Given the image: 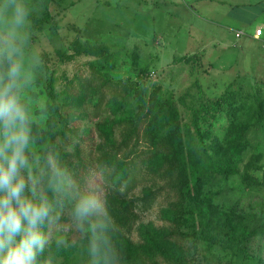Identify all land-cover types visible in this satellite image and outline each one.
<instances>
[{"label": "trees", "instance_id": "trees-1", "mask_svg": "<svg viewBox=\"0 0 264 264\" xmlns=\"http://www.w3.org/2000/svg\"><path fill=\"white\" fill-rule=\"evenodd\" d=\"M50 19L48 11L42 16L31 13L29 29L41 31ZM78 48L77 53H82V46ZM87 49V54L96 53L90 43ZM119 84L105 76L96 86L86 83L77 93L68 91L63 101H58L53 84L48 85L47 94L62 126L52 129L39 149V189L56 199L50 181L52 168L58 167L81 192L95 194L98 189H92L90 181L99 172L103 211L81 229L73 218L74 200L64 198L62 204L68 210L62 215L55 211L58 219L45 222L41 231L46 235L53 224L59 225L66 229V242L58 245L53 240L37 258L50 264H196L191 253L204 242L209 248L218 246L264 264L262 215L241 208L239 200L217 201L225 191L217 187L231 176H238L246 187L260 182L240 167L248 146L246 126L233 121L220 139L203 131L195 119L194 127L184 124L176 105L170 100L159 102L157 92L147 96L130 82L118 91ZM106 89L113 91L108 94ZM226 104L237 107L236 100ZM219 106L210 104V115H217ZM78 114L98 119L94 130L75 129L71 123ZM31 126L34 134L41 130L37 123ZM86 136L95 140L89 149L83 146ZM143 181L150 184L136 194ZM161 197L165 203L160 219L166 224L141 221V213ZM204 264H218L216 256L210 255Z\"/></svg>", "mask_w": 264, "mask_h": 264}, {"label": "rangeland", "instance_id": "rangeland-1", "mask_svg": "<svg viewBox=\"0 0 264 264\" xmlns=\"http://www.w3.org/2000/svg\"><path fill=\"white\" fill-rule=\"evenodd\" d=\"M226 1L234 6L233 0ZM13 3L28 9V22L19 29L16 39L20 52L13 60L22 64L19 96L29 116L28 155L38 191L41 192L37 179L41 170L39 149L49 140L52 129L62 126L47 94L48 85L53 84L58 101H63L68 91L77 93L80 85L86 83L96 86L106 76L116 85L119 81L118 91L130 82L144 89L147 96L157 92L159 102L170 100L176 105L184 124L194 127L195 119L203 131L220 139L231 122L245 125L249 138L240 167L260 182L246 187L238 176H231L217 187L225 190L217 201L239 200L241 208L264 218V52L260 44H251V40L247 44L244 35L236 38L234 26L225 32L209 19L202 20L198 15L203 16L206 7L189 1L13 0ZM44 11L50 13L51 19L43 30H30V14L42 16ZM7 37L8 27L0 23V50L5 48L3 41ZM77 41L81 43L76 45ZM88 43L96 49L95 54H87ZM80 45L84 50L78 54ZM5 64L7 57L0 51V65ZM6 72L7 69L0 68L4 80ZM106 90L108 94L113 91ZM235 100L237 107L229 108L226 103ZM213 103H220L221 110L214 116L209 109ZM92 116L75 115L71 124L79 132L85 128L94 130L98 119ZM33 123L41 128L35 134ZM85 139L83 146L91 148L95 140L90 136ZM23 174L27 179L28 172ZM101 177L96 172L90 181L92 189H98L95 193L100 206L98 213L103 211ZM148 184L150 181L141 182L136 194ZM164 203L163 197L158 199L153 208L141 213V221L166 224L160 219ZM67 210L63 204L55 208L58 215ZM46 236L48 244L60 237L64 242L67 239L66 229L55 224ZM133 237L138 238L136 231ZM210 255L216 256L218 264H259L256 258L218 246L209 248L204 242L198 243L191 253L196 264H204ZM48 262L37 258V264Z\"/></svg>", "mask_w": 264, "mask_h": 264}, {"label": "clouds", "instance_id": "clouds-1", "mask_svg": "<svg viewBox=\"0 0 264 264\" xmlns=\"http://www.w3.org/2000/svg\"><path fill=\"white\" fill-rule=\"evenodd\" d=\"M27 15L28 9L22 4L0 0V23L8 27L5 48L0 51L9 65L7 79L0 77V264H37L38 253H43L49 242L41 228L45 222L58 219L55 208L64 198L74 200L73 218L81 229L100 211L95 194L81 192L64 170L52 168L50 187L55 200L37 190V181L31 175L30 121L19 96L22 64L13 60L20 52L16 39L19 29L28 22ZM56 242L62 244L64 238Z\"/></svg>", "mask_w": 264, "mask_h": 264}, {"label": "crops", "instance_id": "crops-1", "mask_svg": "<svg viewBox=\"0 0 264 264\" xmlns=\"http://www.w3.org/2000/svg\"><path fill=\"white\" fill-rule=\"evenodd\" d=\"M180 1H189L194 5L205 6V14L198 15L199 18L209 19V22L223 27L225 32L233 30L234 26L236 38H241L244 35L247 44L250 40L251 44L258 43L264 52V0H233L234 6L226 4V0ZM180 1L178 0V2ZM197 13L200 14V12ZM205 53L208 54L206 51Z\"/></svg>", "mask_w": 264, "mask_h": 264}, {"label": "built area", "instance_id": "built-area-1", "mask_svg": "<svg viewBox=\"0 0 264 264\" xmlns=\"http://www.w3.org/2000/svg\"><path fill=\"white\" fill-rule=\"evenodd\" d=\"M237 35L239 36V33Z\"/></svg>", "mask_w": 264, "mask_h": 264}]
</instances>
